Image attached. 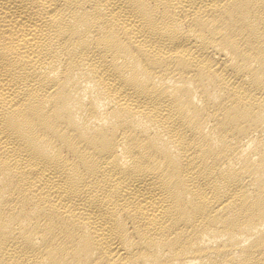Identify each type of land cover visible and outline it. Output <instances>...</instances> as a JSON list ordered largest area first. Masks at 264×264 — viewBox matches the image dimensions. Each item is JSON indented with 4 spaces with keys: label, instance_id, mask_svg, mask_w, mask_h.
<instances>
[{
    "label": "bare ground",
    "instance_id": "bare-ground-1",
    "mask_svg": "<svg viewBox=\"0 0 264 264\" xmlns=\"http://www.w3.org/2000/svg\"><path fill=\"white\" fill-rule=\"evenodd\" d=\"M0 264H264V0H0Z\"/></svg>",
    "mask_w": 264,
    "mask_h": 264
}]
</instances>
